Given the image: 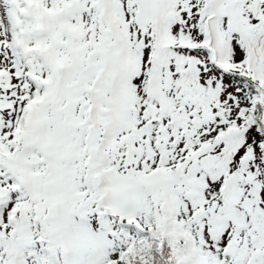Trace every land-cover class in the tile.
I'll use <instances>...</instances> for the list:
<instances>
[{
  "label": "snow or ice",
  "instance_id": "1",
  "mask_svg": "<svg viewBox=\"0 0 264 264\" xmlns=\"http://www.w3.org/2000/svg\"><path fill=\"white\" fill-rule=\"evenodd\" d=\"M0 264H264V0H0Z\"/></svg>",
  "mask_w": 264,
  "mask_h": 264
}]
</instances>
